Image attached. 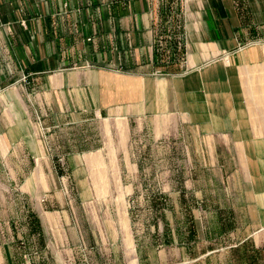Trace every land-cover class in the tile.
Segmentation results:
<instances>
[{"label": "crops", "instance_id": "1", "mask_svg": "<svg viewBox=\"0 0 264 264\" xmlns=\"http://www.w3.org/2000/svg\"><path fill=\"white\" fill-rule=\"evenodd\" d=\"M1 60L0 104L19 106L17 122L27 114L7 91L13 71L50 92L36 104L56 107L59 124L110 120L124 139V122L173 116L237 156L244 203L251 211L254 185L264 213V0H0ZM1 115L6 156L27 136L13 130L11 111ZM85 158L100 170V151ZM33 176L44 186L40 162ZM28 225L25 216L18 234L0 223V264L43 261L46 246H31Z\"/></svg>", "mask_w": 264, "mask_h": 264}, {"label": "rangeland", "instance_id": "2", "mask_svg": "<svg viewBox=\"0 0 264 264\" xmlns=\"http://www.w3.org/2000/svg\"><path fill=\"white\" fill-rule=\"evenodd\" d=\"M14 73L7 91L22 98L27 116L17 122L14 103L11 109L0 104V116L11 111L13 130L27 137L10 145L6 156L0 152V223L19 234L25 216L29 224L31 213L41 217L42 235L28 237L31 246H46L43 261L34 254L35 261L264 264V230L258 228L264 213L257 208L256 187L249 211V186L242 171L232 169L237 156L221 140L169 115L155 116L144 127L124 122V139L110 120L59 124L56 107L36 104L50 92L37 90L33 77ZM19 76L22 90L15 83ZM98 151L100 170L92 172L85 154ZM38 162L44 186L33 176Z\"/></svg>", "mask_w": 264, "mask_h": 264}, {"label": "trees", "instance_id": "3", "mask_svg": "<svg viewBox=\"0 0 264 264\" xmlns=\"http://www.w3.org/2000/svg\"><path fill=\"white\" fill-rule=\"evenodd\" d=\"M29 218L31 220L29 224L30 233L34 235H39V236L40 234L42 235V229H41L40 222L37 216L31 213V215H29Z\"/></svg>", "mask_w": 264, "mask_h": 264}, {"label": "built area", "instance_id": "4", "mask_svg": "<svg viewBox=\"0 0 264 264\" xmlns=\"http://www.w3.org/2000/svg\"><path fill=\"white\" fill-rule=\"evenodd\" d=\"M224 61H227V57H224Z\"/></svg>", "mask_w": 264, "mask_h": 264}]
</instances>
